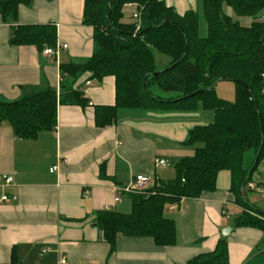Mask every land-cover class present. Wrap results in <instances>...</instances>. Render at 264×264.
Listing matches in <instances>:
<instances>
[{
	"label": "crops",
	"instance_id": "0c3cea01",
	"mask_svg": "<svg viewBox=\"0 0 264 264\" xmlns=\"http://www.w3.org/2000/svg\"><path fill=\"white\" fill-rule=\"evenodd\" d=\"M166 1L180 13L198 6V0ZM225 5V13L241 25L253 22ZM137 10L136 4L127 5L124 20L131 21ZM262 13L259 21H264ZM83 14L84 0H31L20 5L16 21L6 22L0 14V102L47 87L59 93V64L93 53L94 28ZM47 23L56 27L57 44L67 45L58 55L48 56L35 45L10 44L14 26ZM87 76L75 85L87 105L59 104L55 128L22 139L9 124H0V264H56L62 257L66 264H185L213 251L223 237L229 264H264V232L233 227V218L245 208L236 201L227 169L219 171L215 191L166 207L165 216L175 223L174 245L118 234L110 254L94 223L96 213L132 209L130 195L114 200V187L127 185L137 174L150 176L154 184L169 180L173 173L168 165L193 153L183 144L189 130L212 123L215 114L200 104L194 110L119 107L115 122L99 127L95 109L115 104V78L87 81ZM157 158L167 164L155 166ZM255 161V151H248L243 161L252 174L248 191L258 192L263 200L258 206L246 193L244 205L247 201L264 213V158L254 168ZM53 166L57 168L52 171ZM4 176H12V182L6 184ZM4 195L9 201L2 200ZM227 227L232 229L224 235Z\"/></svg>",
	"mask_w": 264,
	"mask_h": 264
},
{
	"label": "trees",
	"instance_id": "16d2710c",
	"mask_svg": "<svg viewBox=\"0 0 264 264\" xmlns=\"http://www.w3.org/2000/svg\"><path fill=\"white\" fill-rule=\"evenodd\" d=\"M31 0H0L4 21H16L20 5ZM136 4L140 18L124 20V8ZM230 6L237 17L253 19L249 26L227 15ZM264 0H198L196 9L178 12L166 0H84L83 20L93 26V53L88 58L59 64V93L52 87L0 102V124L7 123L15 135L34 139L57 124L59 104L87 105L78 80L115 78L116 102L97 106L99 127L116 120L119 107L194 110L199 104L214 111L212 123L189 130L184 145L191 155L180 157L175 177L160 181L155 193L131 194L130 213L99 210L95 225L114 253L118 234L151 237L158 246L175 244V223L165 216L168 205L183 198H197L215 191L219 171L232 175L231 190L245 209L233 218V227H254L264 232V213L244 200L252 174L243 166L245 154L253 150L256 161L264 158ZM201 18L206 34L199 32ZM138 23L139 29L136 31ZM10 44L45 46L57 44L54 24H18ZM169 60L158 69L156 55ZM235 82V100L218 96L216 84ZM101 176L106 177L101 167ZM185 264H229L227 238L213 251L202 253Z\"/></svg>",
	"mask_w": 264,
	"mask_h": 264
},
{
	"label": "built area",
	"instance_id": "2783aa9c",
	"mask_svg": "<svg viewBox=\"0 0 264 264\" xmlns=\"http://www.w3.org/2000/svg\"><path fill=\"white\" fill-rule=\"evenodd\" d=\"M133 18L139 19L140 18V12L137 11L133 14ZM140 24L138 23L137 28L139 29ZM61 48H67L66 44H56L55 48L45 46L44 53L48 56L52 55H58L59 50ZM90 83V82H87ZM92 103L90 102V105ZM167 164V161L165 159L157 158L155 160V166H165ZM57 166H53L52 171L55 170ZM4 182L6 184H9L12 182V176H4ZM156 184L153 183V180L150 176L144 175V174H137L135 175L130 182L127 185L124 186H115V201H119L122 197V195H131L135 193H155L156 190H154V186ZM251 187V186H250ZM3 201H9V196L4 195L2 197ZM66 259L62 257L56 264H66Z\"/></svg>",
	"mask_w": 264,
	"mask_h": 264
},
{
	"label": "rangeland",
	"instance_id": "374dc122",
	"mask_svg": "<svg viewBox=\"0 0 264 264\" xmlns=\"http://www.w3.org/2000/svg\"><path fill=\"white\" fill-rule=\"evenodd\" d=\"M225 7L228 10L230 8V6L228 7V5H225ZM231 11H232V9H231ZM137 30H138V28H136V31ZM199 32L201 35L206 34V23H205L203 18H201V21H200ZM168 60L169 59L166 56L157 54L156 55V61H157L158 69H162L163 67H165V65L168 63ZM215 89H216L219 97L226 99V100H229V101L235 100V82L233 80H228V79L222 80L216 84ZM174 165H175V163L171 162L167 167V170H170L173 173V176L170 179L175 177ZM166 180H168V179H166ZM248 194H249V198L251 201H253L255 204L258 203L257 205L261 206V202L263 199L260 197V194L258 192H252L251 193L248 191Z\"/></svg>",
	"mask_w": 264,
	"mask_h": 264
},
{
	"label": "water",
	"instance_id": "95a60500",
	"mask_svg": "<svg viewBox=\"0 0 264 264\" xmlns=\"http://www.w3.org/2000/svg\"><path fill=\"white\" fill-rule=\"evenodd\" d=\"M231 227H227V228H225V230H223V234L224 235H227L228 233H229V231H231ZM228 231V232H227Z\"/></svg>",
	"mask_w": 264,
	"mask_h": 264
}]
</instances>
